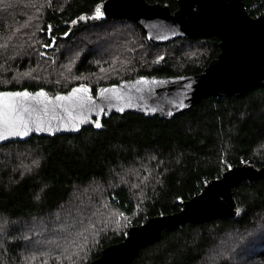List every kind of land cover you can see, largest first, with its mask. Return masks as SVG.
<instances>
[{
  "label": "trees",
  "instance_id": "obj_1",
  "mask_svg": "<svg viewBox=\"0 0 264 264\" xmlns=\"http://www.w3.org/2000/svg\"><path fill=\"white\" fill-rule=\"evenodd\" d=\"M102 1L0 0V91L54 96L85 84L94 93L140 76L197 75L220 52L216 37L150 44L129 20H98ZM243 2L251 17L264 14V0ZM242 165L264 167V86L172 119L124 113L99 130L2 144L0 264H89L130 227L179 212ZM233 198V219L165 232L132 264H264V178L238 184Z\"/></svg>",
  "mask_w": 264,
  "mask_h": 264
},
{
  "label": "water",
  "instance_id": "obj_2",
  "mask_svg": "<svg viewBox=\"0 0 264 264\" xmlns=\"http://www.w3.org/2000/svg\"><path fill=\"white\" fill-rule=\"evenodd\" d=\"M178 9L171 12L166 5L145 0H104L94 9L102 20L125 19L141 28L148 43L164 45L179 39H219L220 52L200 74L175 77L140 76L95 89L80 84L67 93L48 97L52 104L27 101L29 112H22L28 131L21 135H0V145L24 142L33 137L74 136L83 129L102 126L113 115L132 113L145 118L172 119L209 98L241 97L264 86V14L251 17L243 0H176ZM101 15L96 16V9ZM53 46V42L51 43ZM87 88L75 102L56 101L74 88ZM104 89L112 91L104 92ZM17 90V91H24ZM36 90L30 93L35 94ZM0 91V92H17ZM91 96V100L88 99ZM7 103L0 98V110ZM35 108L36 111H31ZM123 109V110H121ZM41 123L39 126L36 121ZM264 178V167L236 166L220 178L208 182L200 193L182 202L177 213L151 217L139 226L130 227L124 240L102 250L89 264H132L140 251L161 240L163 233L186 224L198 225L212 220L233 219L236 204L233 189L242 182Z\"/></svg>",
  "mask_w": 264,
  "mask_h": 264
},
{
  "label": "snow or ice",
  "instance_id": "obj_3",
  "mask_svg": "<svg viewBox=\"0 0 264 264\" xmlns=\"http://www.w3.org/2000/svg\"><path fill=\"white\" fill-rule=\"evenodd\" d=\"M101 10L96 9V16L101 15ZM84 17H81L83 19ZM75 23V21H74ZM89 89L77 87L72 90L67 96L57 95L55 97L56 101H70L75 102L77 99L83 100V97L78 96V93L85 92L87 93ZM104 92L112 91V89H104ZM0 98H6L7 103L4 104L2 110H0V135L7 133L8 135H21L26 134L28 129L27 122L24 121L22 112H29V109L25 107L27 101H35L36 104H43L44 110L47 111V106L52 104V100L48 97L47 93L41 89L35 94L30 93L27 90L17 91V92H0ZM88 99L91 100V96H88ZM123 110V109H121ZM31 111H36L35 108ZM37 125L41 123L39 120L36 121ZM96 127H101L99 123H96Z\"/></svg>",
  "mask_w": 264,
  "mask_h": 264
}]
</instances>
